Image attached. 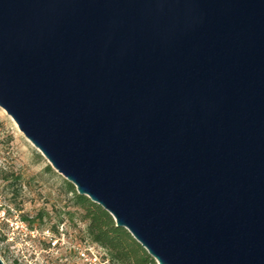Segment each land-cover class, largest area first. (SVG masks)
Masks as SVG:
<instances>
[{"label": "water", "instance_id": "water-1", "mask_svg": "<svg viewBox=\"0 0 264 264\" xmlns=\"http://www.w3.org/2000/svg\"><path fill=\"white\" fill-rule=\"evenodd\" d=\"M0 108L158 264H264V0H0Z\"/></svg>", "mask_w": 264, "mask_h": 264}, {"label": "rangeland", "instance_id": "rangeland-1", "mask_svg": "<svg viewBox=\"0 0 264 264\" xmlns=\"http://www.w3.org/2000/svg\"><path fill=\"white\" fill-rule=\"evenodd\" d=\"M69 184L0 108V257L4 264H114L89 239L83 212L74 201L78 193L71 192Z\"/></svg>", "mask_w": 264, "mask_h": 264}, {"label": "trees", "instance_id": "trees-1", "mask_svg": "<svg viewBox=\"0 0 264 264\" xmlns=\"http://www.w3.org/2000/svg\"><path fill=\"white\" fill-rule=\"evenodd\" d=\"M69 190L75 192V187L69 184ZM74 201L83 212L82 219L87 223L89 239L105 250L112 263L155 264L147 251L125 229L117 227L113 217L103 208L78 194H75ZM25 220L29 221L27 218Z\"/></svg>", "mask_w": 264, "mask_h": 264}]
</instances>
